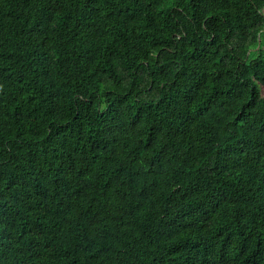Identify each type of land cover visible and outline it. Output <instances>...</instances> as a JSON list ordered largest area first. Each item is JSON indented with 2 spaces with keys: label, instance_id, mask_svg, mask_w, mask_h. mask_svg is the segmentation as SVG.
<instances>
[{
  "label": "trees",
  "instance_id": "obj_1",
  "mask_svg": "<svg viewBox=\"0 0 264 264\" xmlns=\"http://www.w3.org/2000/svg\"><path fill=\"white\" fill-rule=\"evenodd\" d=\"M0 264H264V0H0Z\"/></svg>",
  "mask_w": 264,
  "mask_h": 264
}]
</instances>
